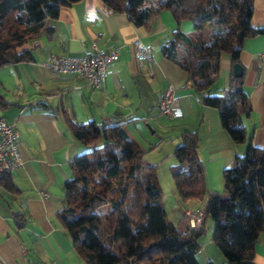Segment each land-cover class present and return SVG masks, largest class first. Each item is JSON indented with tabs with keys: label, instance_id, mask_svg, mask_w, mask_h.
Returning a JSON list of instances; mask_svg holds the SVG:
<instances>
[{
	"label": "trees",
	"instance_id": "obj_1",
	"mask_svg": "<svg viewBox=\"0 0 264 264\" xmlns=\"http://www.w3.org/2000/svg\"><path fill=\"white\" fill-rule=\"evenodd\" d=\"M79 1L0 0V67L30 60L40 31H51L47 21L57 17L60 7ZM100 3L109 13H124L136 26L148 25L160 10H167L177 25L190 20L196 35L176 28L160 53L186 72V83L203 105L217 110L232 140L246 141L242 115L252 107L243 73L233 75L228 87L218 92L211 86L218 77L220 54L227 52L233 64L240 63L245 38L264 32L251 22L253 0ZM7 104L0 93V106ZM28 107L53 111L43 101ZM63 113L72 136L86 148L69 162L56 220L83 264H200L198 238L208 217L213 222L211 241L225 257L221 264H257L256 245L264 232V145L249 141L245 153L223 168V190H206L197 131H184L173 149L177 162L170 173L183 200L205 195V215L200 225L180 228L166 218L157 165L142 159L141 148L116 122L117 116L80 123ZM1 175V185L17 192L9 173Z\"/></svg>",
	"mask_w": 264,
	"mask_h": 264
},
{
	"label": "crops",
	"instance_id": "obj_2",
	"mask_svg": "<svg viewBox=\"0 0 264 264\" xmlns=\"http://www.w3.org/2000/svg\"><path fill=\"white\" fill-rule=\"evenodd\" d=\"M251 22L264 27V0H253ZM181 23L177 25L167 10H160L148 25L136 26L124 13L107 12L100 0H81L60 7L57 17L47 21L51 31H40L30 60L0 67V93L9 102L0 106V116L18 131L22 159V165L8 175L18 191L10 192L0 183V264H83L56 220L63 204L62 185L70 176L69 162L86 148L72 136L63 111L80 123L117 116L116 122L141 148L142 159L157 169L164 154L173 153L184 131H197V153L208 186L222 182L223 168L245 153L249 141L264 145V32L245 38L240 53L252 110L242 115L246 141L235 143L221 127L217 110L203 105L186 83V72L160 53L172 31L184 28ZM134 39L151 49L150 58H135ZM92 43L99 51L118 49L100 89L80 77L53 73L43 63L48 54L89 53ZM232 76L231 55L222 52L211 90L227 88ZM168 84L173 86L174 107L182 110L181 116L157 109ZM39 101L52 113L28 107ZM164 141L170 145L163 152ZM176 162L170 156L169 165ZM175 209L184 228L182 208ZM255 261L264 264V232L256 245Z\"/></svg>",
	"mask_w": 264,
	"mask_h": 264
},
{
	"label": "built area",
	"instance_id": "obj_3",
	"mask_svg": "<svg viewBox=\"0 0 264 264\" xmlns=\"http://www.w3.org/2000/svg\"><path fill=\"white\" fill-rule=\"evenodd\" d=\"M133 54L136 59L150 58L151 49L139 39H134ZM92 51L80 55L48 54L43 63L56 74L72 75L82 78L92 88L100 89L107 73V68L118 54L117 47L108 51H99L94 43ZM264 55V53H263ZM157 109L161 114L181 116L182 110L174 107L173 86L168 84L161 95ZM19 134L16 128L0 116V173H8L22 165L18 144ZM205 215L204 208L195 210L183 208L182 218L190 226H197Z\"/></svg>",
	"mask_w": 264,
	"mask_h": 264
},
{
	"label": "rangeland",
	"instance_id": "obj_4",
	"mask_svg": "<svg viewBox=\"0 0 264 264\" xmlns=\"http://www.w3.org/2000/svg\"><path fill=\"white\" fill-rule=\"evenodd\" d=\"M181 22H182L181 24L184 28L181 29L179 27L180 30H182L188 34H192V35L195 34L196 35V32L193 30L190 20L185 19V20H182ZM207 28L208 27H206L204 29V35L205 36H206ZM156 113H157V110H156ZM148 130L151 131L152 127L151 128L148 127ZM169 145H170V143L168 141H164V143L162 144L163 152L169 150ZM170 156H173L175 158L173 153L171 155L170 154L169 155L164 154L163 160H160L158 162V169H157L156 174H157L158 181L160 183L161 190H162L161 202H162V204L165 208V211H166V218L168 220H170L171 222H173L174 224H176L177 226H179V223H178L179 222V215L177 212L178 210L176 211V209H175L176 206H180L182 208V211H183L184 207H187V208L192 209V210L202 208L204 200H205V195H203L201 198H190V199H186V200H183L182 198L179 197V195L177 194V192L175 190L174 183H173L171 173H170V165H169ZM205 187H206V190L222 191L223 190V180L217 186H208L205 183ZM215 187H217V188H215ZM202 220H201V222H202ZM201 222H200V224H201ZM187 225H189L188 222H187ZM212 228H213V222H212L211 218L208 217L205 221L204 233H202L198 238V241L200 244V250L197 252L196 257H197V260L199 261L200 264H209V262H208L209 258L212 259L214 263H219L221 261H225V257H223V255L221 254V252L219 251L217 246L211 241ZM208 256H209V258H208ZM218 256H219V260H218Z\"/></svg>",
	"mask_w": 264,
	"mask_h": 264
},
{
	"label": "water",
	"instance_id": "obj_5",
	"mask_svg": "<svg viewBox=\"0 0 264 264\" xmlns=\"http://www.w3.org/2000/svg\"><path fill=\"white\" fill-rule=\"evenodd\" d=\"M243 73V67L240 63L233 64V75L234 76H241Z\"/></svg>",
	"mask_w": 264,
	"mask_h": 264
},
{
	"label": "bare ground",
	"instance_id": "obj_6",
	"mask_svg": "<svg viewBox=\"0 0 264 264\" xmlns=\"http://www.w3.org/2000/svg\"><path fill=\"white\" fill-rule=\"evenodd\" d=\"M8 173H10V172H8Z\"/></svg>",
	"mask_w": 264,
	"mask_h": 264
}]
</instances>
